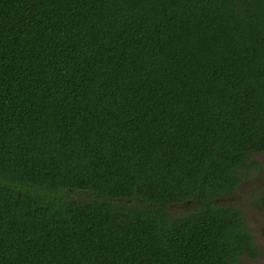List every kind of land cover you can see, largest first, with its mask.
Here are the masks:
<instances>
[{"label": "trees", "instance_id": "trees-1", "mask_svg": "<svg viewBox=\"0 0 264 264\" xmlns=\"http://www.w3.org/2000/svg\"><path fill=\"white\" fill-rule=\"evenodd\" d=\"M252 152L264 0H0V264L256 256Z\"/></svg>", "mask_w": 264, "mask_h": 264}, {"label": "rangeland", "instance_id": "rangeland-1", "mask_svg": "<svg viewBox=\"0 0 264 264\" xmlns=\"http://www.w3.org/2000/svg\"><path fill=\"white\" fill-rule=\"evenodd\" d=\"M250 161L258 162V167L251 171L249 168L244 169L237 189L232 194L222 196L219 202L235 206L243 212L247 227L261 250L255 261L244 255L239 264H264V152H252ZM170 210L173 215L185 212L183 206H171Z\"/></svg>", "mask_w": 264, "mask_h": 264}, {"label": "flooded vegetation", "instance_id": "flooded-vegetation-1", "mask_svg": "<svg viewBox=\"0 0 264 264\" xmlns=\"http://www.w3.org/2000/svg\"><path fill=\"white\" fill-rule=\"evenodd\" d=\"M253 239H254V237H253ZM254 243H255V241H254ZM255 245H256V243H255ZM257 246V245H256ZM258 248V254L256 255V256H249V255H247V254H244V255H247L252 261H255L259 256H260V254H261V250L259 249V247H257ZM243 255V256H244ZM242 256V257H243ZM237 264H239V261H238V263Z\"/></svg>", "mask_w": 264, "mask_h": 264}]
</instances>
